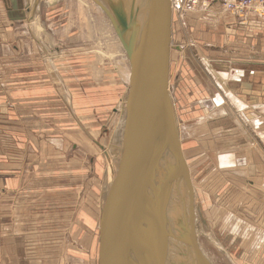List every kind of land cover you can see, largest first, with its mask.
I'll return each mask as SVG.
<instances>
[{"label": "rangeland", "instance_id": "obj_1", "mask_svg": "<svg viewBox=\"0 0 264 264\" xmlns=\"http://www.w3.org/2000/svg\"><path fill=\"white\" fill-rule=\"evenodd\" d=\"M25 1L27 8L31 10L35 0H24V3L21 2L23 5H19L20 9L22 6L24 10ZM224 4L226 0H215L205 5L210 11L207 10L204 15L198 10L186 16L183 7H190L189 0H174L172 16L182 13L186 22L181 25L176 20L177 17L175 20L172 17L171 43L174 46L171 49L169 92L179 138L185 142L184 152L190 153L187 157L190 162L188 174L193 192L198 193L194 195V231L202 254L210 264H264V110L257 107L256 116H253L249 111L242 112L241 106L239 107L243 104L241 98L237 103L235 100L230 101L217 82L218 72L224 69L216 65L220 61L231 59L236 64L235 67H241L245 53L243 51L246 50L243 47L241 24L253 12H241L237 15L239 25H232V15L221 13V8L216 10L215 6ZM20 9H11L0 0V109L3 108V95L15 91L24 82L25 76L35 72V84L44 85V82L51 81L49 86H43L41 90L52 91L50 97H54L57 90L58 99H49V105L51 103L56 106L60 113L55 111L58 116L54 114L51 124V118L47 123H42L45 130L36 131L34 140L51 141L52 135H59L58 139L65 141L71 140L67 138L68 135L77 137L82 133L76 126L78 123L74 121L75 117L72 118L66 110L70 106L64 93L66 90L74 98L72 107L76 116L82 117L79 110H85V115L93 118L91 157H100L106 161L105 169L101 165L98 171L102 175L104 169L108 175L104 204L118 172L125 134L130 89V67L125 50L109 19L92 0H38L35 18L30 23L27 22L30 13L26 11L23 21ZM198 14L203 16L204 23L199 18L200 22H195L194 17H198ZM225 21L230 24L225 25ZM214 56L219 59H208ZM232 74L233 72L228 77L231 80ZM235 92L238 96H243L241 83L235 86ZM58 93H64L63 100L59 99ZM77 93L88 95V107L80 105ZM218 95L224 97V108L228 107L232 111V116L247 135L235 123L232 124L229 118L227 122L224 121L227 119L224 108V112L220 111L222 107L214 108L215 102H219L216 97ZM229 96L232 97L230 94ZM76 107L79 109H75ZM187 115L192 119L188 123L185 122ZM114 117L118 119L109 127ZM196 117L198 134L210 135L208 138L206 136L205 144L194 139L195 133H190L191 126L193 125V129L197 126ZM2 119L0 115V124ZM94 128L99 129L100 137L94 136ZM2 137L3 132L0 131V155L3 150ZM218 139H223L222 143L237 145L236 150L227 153L232 155V164L219 165V161L214 160L213 157L219 159L220 154L224 153L218 150ZM96 142L105 147L104 151L96 147ZM63 143L66 148L67 144ZM31 150L37 155L40 151L43 154L46 152L48 156L50 148L43 146ZM66 150L67 148L64 151ZM37 162L38 158L35 157L25 165L24 173L28 180L34 177L38 169ZM82 172L84 170L80 167L78 173ZM23 199L27 204V198ZM92 200L94 202L93 198ZM91 204V211H81L80 223L76 225L73 234V248L78 253V242L82 243V247L83 242H86L92 248L91 264H98L99 205L103 204ZM30 211L33 210L21 213L27 218L33 215ZM68 213L71 212H66V217L70 218ZM2 216L0 200V220ZM183 251L192 263L193 255L189 252L188 245Z\"/></svg>", "mask_w": 264, "mask_h": 264}, {"label": "crops", "instance_id": "obj_2", "mask_svg": "<svg viewBox=\"0 0 264 264\" xmlns=\"http://www.w3.org/2000/svg\"><path fill=\"white\" fill-rule=\"evenodd\" d=\"M3 2L11 9L18 10L20 9L19 5H23L24 0H3ZM205 2L206 0H198L197 10L186 12V16L190 12H197L198 10L202 11V15L207 10L210 11L208 8H205V5H207ZM25 4V11L22 6L20 9L23 21L25 20L24 17H26L27 11L26 1ZM215 7L216 10L221 8V13L228 12L224 10L222 5ZM181 14H175L172 17L173 20L177 17L176 20L183 25L186 22V17L182 18L183 14ZM201 14H198V17H194L196 19L193 18L196 23L198 18L200 21H203ZM229 15H232V13L230 12ZM232 16L233 18H230L232 19L230 23L232 25H239L237 21L238 16ZM247 16L244 24H241L244 34L243 47L246 49L243 51L245 52L243 54V63L241 67L240 65L235 67L236 64L232 63L231 59L218 62L216 65L224 70L218 72L217 76L219 77H217V82L220 90L230 101L235 100L234 102L237 103L239 102V98L243 100V104L239 105L242 108V112L246 110L251 112L253 116H256L255 111L257 107H260L258 108L260 110H264V10L255 11ZM230 23L229 21H225V25H229ZM208 59L211 61L218 60L219 57L214 56ZM232 72L233 79L231 80L228 77ZM34 74L36 73L33 72L30 76H25L24 82L15 91H12L17 92V94L14 95L10 91L3 95V108L0 109V115L3 117L0 124V131L3 132V150L0 155V200L2 201L3 212L2 220H0V264H91V246L83 242L84 246L82 247L80 246L82 243L78 242L80 244H78L79 251L78 253L75 252L73 248V234L76 225L80 223L81 211H91V208H93L91 202L93 204L95 202L101 204L102 202L103 204L108 180V175L104 171L106 161L100 157L92 159L91 141H94V139L92 138L91 131L93 118L86 116L85 110H79L82 116H78L80 119L76 116V111L72 107L74 98H71L66 90H64V93L67 95L70 104V106L67 104L69 107L66 110L71 114L72 118L73 116L75 117L74 121L78 123L76 126L82 135H77V137L76 135H68L67 138L71 140L66 141L58 139L59 135H52L53 141L49 140L50 142L48 140L45 142L43 140L40 142L34 140L36 137L35 132L45 130L43 124L47 123L49 118H51L50 124L52 123L55 111L60 113L59 109L55 108L56 106L54 107L51 103L49 105V99H58L57 90L55 91L56 93L54 92V97H50L49 94H52V91H43L41 89L43 86H49L51 81L44 82V85H41V83L35 84L34 81L37 78ZM232 82L241 83L243 96L237 95L235 92L237 84L233 85ZM64 93H58L59 99L63 100ZM78 96L77 99L80 98L81 100L80 105L82 107L87 106L88 95H81L79 93ZM216 97L219 98V102L218 100L216 101L217 104L215 102L214 108L222 107L220 111H226L227 119L224 121L227 122L229 118L232 124L235 123L242 130L243 134L247 135L238 121L232 116V111L228 107L224 108V97L222 95ZM55 101L58 102L59 100ZM75 109L79 108L76 107ZM58 113H56V116H58ZM32 116L35 118L33 119ZM117 119L114 117L109 127L113 126ZM188 121H192V119L190 120L187 115L185 116V122L188 123ZM195 122L197 126L193 129L192 125L190 133H195L196 137L194 139L205 144L204 141L210 135L198 134V119ZM99 132V129L94 128V136L100 137ZM75 139L77 140L75 141ZM222 140H216L218 143L216 145L218 150L224 153L220 154L219 159L213 158L215 161H219V165L232 164V155H228L227 153L228 151L236 150L237 145L235 142H233L235 145L222 143ZM56 141L57 144H55ZM58 141L60 144H58ZM63 142L67 144L66 151H64L66 148ZM96 143V147L101 149L100 146L102 145L100 142ZM43 146L50 148L48 156L46 152L43 154L40 151L37 155L31 150V148H43ZM184 149L185 142L182 140V156L187 167H189L190 162L187 160V157L190 156V153L186 154ZM67 153L69 154L68 156ZM35 157L36 159L38 158V169L34 177L28 180V176L24 173V167L28 164V161L34 160ZM101 165L104 168L102 169V175L98 171L99 168L101 169ZM80 167L84 170L81 174L78 173ZM33 179L34 182L32 183ZM24 197L27 198V204L23 202ZM101 207L102 205H99L100 210ZM24 210H33L30 211L33 215L27 218L24 217L21 213ZM68 211L71 212L68 213L71 216L70 218L66 217V212Z\"/></svg>", "mask_w": 264, "mask_h": 264}, {"label": "water", "instance_id": "obj_3", "mask_svg": "<svg viewBox=\"0 0 264 264\" xmlns=\"http://www.w3.org/2000/svg\"><path fill=\"white\" fill-rule=\"evenodd\" d=\"M92 1L109 19L130 67L121 168L101 208L98 264H164L169 237L191 248L194 264H210L194 232L193 185L182 157L169 92L171 0H136L130 10ZM37 7L35 0L32 9L27 8L28 23L35 18ZM165 150L170 158L161 164ZM158 169L166 174L159 193ZM179 179L189 192L183 211L188 222L176 236L167 224L166 207L171 186ZM148 224L155 227L152 237Z\"/></svg>", "mask_w": 264, "mask_h": 264}, {"label": "bare ground", "instance_id": "obj_4", "mask_svg": "<svg viewBox=\"0 0 264 264\" xmlns=\"http://www.w3.org/2000/svg\"><path fill=\"white\" fill-rule=\"evenodd\" d=\"M98 1H100L104 6H106L108 8L114 7L116 9V8L120 7V8H129V10H130V6L132 5L131 8H133V4L136 0H108V1L98 0ZM231 1L232 0H227V3L231 2ZM171 3H172V10H174V8H175L174 7V0H171ZM135 4H136V2H135ZM197 7H198V5H197ZM197 7L194 8L192 11H196ZM222 7L224 8V10H226L225 6H222ZM259 10H264V8H257L255 11H259ZM171 29H172V24H171ZM124 39L125 40L127 39V33L124 35ZM170 47H173V45L171 44ZM171 57H172V51H170V61H171ZM170 65H171V62H170ZM181 142L182 141L180 139V147H181ZM162 157L163 158H162L161 164H162V162L167 160V157L170 158L169 151L165 150ZM183 160H184V158H183ZM184 163H185V161H184ZM185 165H186V168L188 170L186 163H185ZM120 168H121V164L119 162L118 169H120ZM156 175H157V179L155 181L156 192L159 193L161 191L163 181L165 179L166 174L163 173V171H161V169H158L156 171ZM190 180H191V178H190ZM188 193L189 192L187 191L185 183L182 179L175 181L172 184L171 189H170V196H169V200H168V204H167L168 206L166 207V220H167V224L171 227L174 235H176V236L178 234H180L183 226H185V224H187V222H188V217H186L187 218V220H186L185 217L183 216V214H184L183 211H184V209H186V202H187L188 196H189ZM194 195H197V193L193 192V199L195 198ZM183 201H185V202H183ZM183 203H184V208L182 210L181 207H182ZM148 225H149L147 227L148 228V235L154 236L155 227H153L152 224H148ZM152 236H150V237H152ZM185 246H187V245L182 243L181 241L176 240L174 237H169L167 240V250H166V256H165L164 264H194V259L191 258L192 263H190V257L184 253L183 248ZM188 248H189V252H191V248L189 246H188ZM191 254H192V252H191ZM99 256H100V254H99Z\"/></svg>", "mask_w": 264, "mask_h": 264}, {"label": "built area", "instance_id": "obj_5", "mask_svg": "<svg viewBox=\"0 0 264 264\" xmlns=\"http://www.w3.org/2000/svg\"><path fill=\"white\" fill-rule=\"evenodd\" d=\"M209 2H215V0H206V4ZM190 7H183V11L188 12L193 10L198 5V0H189ZM226 7V13L230 12L232 15H239L241 12H255L257 8H264V0H232L231 2L224 4Z\"/></svg>", "mask_w": 264, "mask_h": 264}]
</instances>
